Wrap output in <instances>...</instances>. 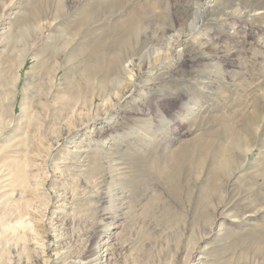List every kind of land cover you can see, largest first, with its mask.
<instances>
[{"label": "rangeland", "instance_id": "374dc122", "mask_svg": "<svg viewBox=\"0 0 264 264\" xmlns=\"http://www.w3.org/2000/svg\"><path fill=\"white\" fill-rule=\"evenodd\" d=\"M96 2L118 7L91 18ZM231 133L243 142L212 182ZM173 155L180 200L158 175ZM11 160L23 225L0 264L36 255L35 236L53 259L58 218L71 255L103 233L109 264H264V0H0V170Z\"/></svg>", "mask_w": 264, "mask_h": 264}, {"label": "bare ground", "instance_id": "6f19581e", "mask_svg": "<svg viewBox=\"0 0 264 264\" xmlns=\"http://www.w3.org/2000/svg\"><path fill=\"white\" fill-rule=\"evenodd\" d=\"M111 1L113 2V0ZM94 4H96V7H91L88 10V16L91 18L93 17V15L100 14L105 10H108L107 13L108 12L113 13V10L114 9L116 10V8L118 7L117 4L116 5L113 4L112 6L110 5V7L109 5L102 7L97 2ZM203 9H204L203 7H199V6L195 8L194 18L191 22V26H192L191 34L196 32L199 28V22L202 19ZM88 16L86 15L87 20L79 23L78 25L79 27H85L88 24V20H89ZM132 21L133 20L129 19L127 23L123 24V26L126 27L125 30H122L121 27L120 30H122L124 33H127V31L131 32V30L134 31L135 23ZM121 38L122 37H119L118 40H120ZM165 60L166 61H163L164 64H166L167 62L169 64H172L174 62V59H172V57L165 58ZM95 70L96 69L94 67H89L87 69L88 75H92L95 72ZM187 101H183L181 103L180 108L182 110L188 107L189 104ZM99 119L100 118L88 120L85 123L84 128H89L94 124L100 123L101 121ZM107 120L108 118L105 117L103 119V122L106 123ZM242 139H243V135L241 133L238 135L231 133L229 136V141H231L232 143L230 145L221 143L217 148V150L213 152L212 163H211L212 182L220 178L219 174L222 171L231 167V165L233 164V156H234L233 151L236 149V147H239L241 145V143L243 142ZM212 144H213L212 141L210 142L208 141L200 148V151L203 154L204 153L209 154ZM175 160H176V156L173 155L169 165L163 171L159 172L158 175H159V179H165L168 181V183L173 185L172 196L174 197V199L180 200L181 191L185 190L188 196L190 195V191L185 184H182L178 181V178L183 170V166H185L186 162L183 163L181 161L175 162ZM4 168L5 170H0V250H2L4 246H7L9 244H15L18 237V234L16 232H7V228L11 224L18 228L22 227L23 225L19 217L15 215L16 211L14 210L12 204L10 203L13 195L7 193V191L8 188H10V186L12 185L13 181H16L17 179H21L26 175L24 166L22 164H17L16 161H12V160L7 161ZM7 170H10V172L7 173L6 172ZM24 179L25 177L22 180ZM201 203L203 205H207V196H203L201 198ZM55 206L57 212L62 214H67V211L70 210V206L63 195L55 196ZM67 216L68 215H66V217ZM65 220L66 219L58 218L56 219V222L52 224L51 230H53L54 234L56 235L57 238L56 248L58 249L53 259L51 260L44 259V255L48 250L46 239L37 241V237L35 236L33 240H34V249L36 250V255L33 256V254L27 253V251L22 248L25 253H22L20 255V257L16 261V264H31L33 263L31 262L33 258H35L36 261L38 262L41 261L46 264H109L108 263L110 256L109 245L111 241L107 239L105 240V236L103 233L97 236L96 241L89 248L88 251L89 253L87 255L85 256L71 255V252L66 247L67 242H66L65 234L62 232V229L65 225ZM116 234L117 233H111V236L113 237ZM46 237H48L47 233L45 238Z\"/></svg>", "mask_w": 264, "mask_h": 264}]
</instances>
